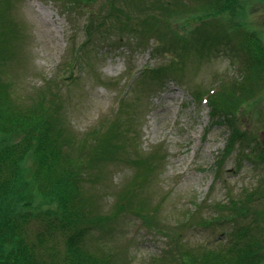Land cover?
Here are the masks:
<instances>
[{"label":"trees","instance_id":"trees-1","mask_svg":"<svg viewBox=\"0 0 264 264\" xmlns=\"http://www.w3.org/2000/svg\"><path fill=\"white\" fill-rule=\"evenodd\" d=\"M61 1L68 7L82 8L93 0ZM197 1H201L200 7L188 5L184 13L205 6L216 13L227 7L231 20L243 6L237 0ZM178 2L190 3L104 0V15L87 14L83 23L85 38L99 40L108 29L117 27L127 29L139 45H144L148 42L146 32H151L156 40L153 56L169 51L174 55L142 70V77L148 73L145 79L166 76L179 80L182 58L209 51L219 56L228 50L239 74H219L211 87L192 94L209 106L212 123L228 128L227 142L215 168L237 148L238 159L263 169L256 184L242 189L236 197L229 195L226 202L211 203L208 216L196 208L187 209L178 221L167 225L157 205L137 197L139 187L153 169L149 159L136 158L134 180L104 209V194L95 189L101 177L95 168L118 155L117 150L125 151L128 128L111 122L103 130L93 128L76 139L79 135L61 122V96L55 85H51L54 90L48 85L43 90L21 91L5 77L4 54L8 59L11 51L5 37L0 36V264H127L122 250L112 241L117 233L113 223L121 216L137 218L154 232L165 229L160 234L166 239V247L155 258V264H264V146L259 138L250 137L241 118L246 108L258 107L264 98V85L259 86L264 83L263 38L252 23L249 28L241 20L236 23V33L225 34L224 29L218 37L209 35L214 31L212 26L189 31L168 29V18L177 13ZM243 2L251 9V0ZM261 2L264 5V0ZM120 5L134 21L119 14ZM131 6L141 15H133ZM7 8L0 9V24L5 22L14 31L5 18ZM149 9L162 12L157 13L160 17L154 30L151 21H140ZM221 40L226 41L221 43L224 50L219 46ZM245 118L249 122L250 115ZM218 227L219 234L212 242L186 238L192 229Z\"/></svg>","mask_w":264,"mask_h":264},{"label":"rangeland","instance_id":"rangeland-1","mask_svg":"<svg viewBox=\"0 0 264 264\" xmlns=\"http://www.w3.org/2000/svg\"><path fill=\"white\" fill-rule=\"evenodd\" d=\"M185 2L190 3L178 2L177 13L169 16L168 29L189 31L212 26L214 31L209 35L218 37L224 29L225 34L236 33V23L241 20L249 28L252 23L264 42L261 0H251V9L243 0H237L243 6L231 20L227 7L216 13L206 6L184 13L188 5L200 7L201 3ZM7 5L9 16L4 15L14 31L2 22L0 36L5 37L11 51L8 59L3 53V68L13 87L31 90L42 88L43 83L55 85L62 101L57 100L64 118L61 122L79 135L76 139L93 128L103 130L111 122H120L129 130L125 151L117 150L118 155L95 168L101 176L95 189L104 194V209L134 180L136 158L149 159L153 169L139 187L137 197L146 198L151 206L157 205L158 214L165 218L167 225L178 221L187 209L196 208L208 216L211 203L226 202L229 195L236 197L242 189L256 184L263 169L238 159L237 148L215 168V161L227 142L228 128L212 123L209 106L192 94L211 87L219 74H239L231 64L233 59L228 56V50L219 56L209 51L182 58L183 67L177 73L179 80L166 76L145 79L148 73L140 79V69L155 67L174 53L169 51L154 58L156 40L151 32H146L148 42L144 46L137 44L130 31L117 27L108 29L99 40L85 38V18L90 12L104 15V0H93L82 8L68 7L61 0H0V9L4 10ZM119 10L126 20H133L121 5ZM130 10L133 15H141L133 6ZM157 13L162 12L149 9L140 21L149 20L154 24L152 30L157 29L160 17ZM177 21L181 22L174 25ZM221 43L226 41L221 40L219 45L224 50ZM262 85L260 82L259 86ZM246 115H250L249 122ZM241 118L250 137L260 139L264 131V98L258 107L246 108ZM113 224L117 233L112 235V241L122 250L127 264L157 263L155 258L166 247V239L160 234L165 229L154 232L139 219L125 216ZM218 234L219 227L217 230L192 229L186 238L209 243Z\"/></svg>","mask_w":264,"mask_h":264},{"label":"water","instance_id":"water-1","mask_svg":"<svg viewBox=\"0 0 264 264\" xmlns=\"http://www.w3.org/2000/svg\"><path fill=\"white\" fill-rule=\"evenodd\" d=\"M261 139H262V142L264 144V132L261 134Z\"/></svg>","mask_w":264,"mask_h":264}]
</instances>
